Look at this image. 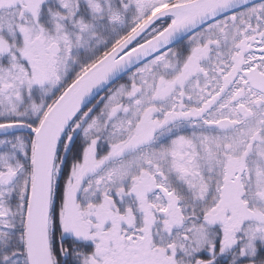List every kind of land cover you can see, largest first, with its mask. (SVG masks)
<instances>
[{"label":"snow or ice","instance_id":"obj_1","mask_svg":"<svg viewBox=\"0 0 264 264\" xmlns=\"http://www.w3.org/2000/svg\"><path fill=\"white\" fill-rule=\"evenodd\" d=\"M0 264H264V0H0Z\"/></svg>","mask_w":264,"mask_h":264}]
</instances>
